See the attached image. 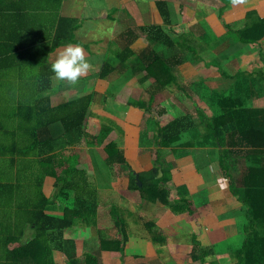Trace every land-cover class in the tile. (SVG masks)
<instances>
[{"label": "trees", "instance_id": "obj_1", "mask_svg": "<svg viewBox=\"0 0 264 264\" xmlns=\"http://www.w3.org/2000/svg\"><path fill=\"white\" fill-rule=\"evenodd\" d=\"M212 1L217 3V0ZM63 2L64 0H0V264H59L53 259L51 248L38 245L41 239H46L47 230L56 226L63 229L78 225L82 219L88 226L100 224V221L96 219L97 212L94 218L88 219L97 205V189L95 199L90 201L93 198L91 193L93 189L87 177L86 181L80 178L83 177L84 172L79 169H67V165L70 164L68 158H63L60 153L55 156L54 146L60 138H68L71 135H73L71 141L75 143L78 141L85 143L86 146H101L114 129L121 134L124 133L119 126L108 123H102L99 132L89 131L91 103L95 96L98 100H103L101 97L104 98L105 95H98L92 91L76 100L50 109V96H40L41 90H35L29 82H26L24 87L29 89V93L24 94L22 90L21 80L26 78L25 76L34 77L40 84L45 78H51L54 75L51 72L53 63L51 55L58 48L75 44L85 46L90 51V45L76 37L75 30L79 27L76 20L60 16ZM216 3L213 6H216ZM156 5L164 25L138 27L136 24V27L132 28L127 21L135 15L127 11L128 17L124 22L127 30L122 35L129 36L128 40L131 42L141 35L157 38L158 32L164 37L165 50L173 49L177 44L181 45L174 51L175 57L164 53L165 50L164 52L157 50L154 46L145 47L139 54H136L129 45L125 49L114 48V50L110 47L106 55L108 57L104 59L103 66L97 74L102 80H107L120 65L127 63L125 66L139 77L138 81L141 83L153 77L163 82L161 79L163 76L167 79L166 83L168 79L176 82L177 74L174 68L177 65L174 61L179 60L178 63L181 64L189 60V56L183 52L187 54L193 52L194 56H192L195 57L197 49L190 45L186 33H177L176 37L172 36L175 29L169 1L157 0ZM121 7L119 10L122 11ZM240 19L239 24H228L234 32L238 33V35L235 33L236 39L253 45L261 44L264 38V18H261L253 9L247 11L245 17ZM198 29L201 30L202 25H199ZM203 29L207 34L205 27ZM205 34L202 35L206 37ZM232 46L233 43L230 47L233 48ZM261 58L264 64L263 52H261ZM242 76L245 78V84L256 85L262 81L264 94V68L242 69L235 77ZM16 84L21 89L20 94L22 93L23 97L17 103L11 104L10 93L13 89H18ZM245 84L239 89L243 87V92H249V86ZM16 94L19 96L18 92ZM119 98L120 96H117L116 100ZM152 100L153 96L150 102ZM226 100L227 107L220 116L210 119L203 114L201 121L205 124V134L212 136V140H216L220 147V167L229 180L231 197L241 201L246 210L248 219L245 227L246 238L242 247L231 254L236 259L233 264H264V107L248 106L242 96L241 98L228 96ZM138 102L141 107L147 106L145 100ZM75 103L77 107L70 109L69 105ZM193 118L192 115L172 118L165 114V120H162V123L157 122L153 117L147 118L150 122H152L150 119H154L158 127H156L157 147L147 150L158 165L150 171L139 173L133 171L129 187L125 189L126 194L121 195V198L132 200L144 210L150 209L152 203H163L174 214L184 216L187 224L204 214L205 211L192 200L187 186L174 187L170 183L175 162L161 151L170 149L174 155H185H179L178 149L171 145L178 142L181 133L194 128L196 122ZM192 137V141H186L185 145L195 146L197 140L194 136ZM119 142L113 140L106 144L105 151L108 156L105 161L108 165L120 163L122 167L131 170L130 161L125 156V149L121 148V140ZM206 144L205 141L201 143L202 146ZM54 157L57 167H54V162L51 163L52 165L49 163V159ZM61 158L63 161L59 163ZM249 160L250 164H248ZM160 167L163 175L158 177ZM67 170L74 174V182H68L65 185L68 191L65 187L62 191L59 177L64 181ZM55 176L57 180L53 184L51 178ZM79 179L84 181L83 186L79 185ZM138 179L142 185H139ZM54 185L55 189L57 188V197L63 196L61 203H65L61 205L60 210H57L56 203L60 201L54 200L46 193L47 187L53 188ZM110 204L112 205L109 209L110 220L100 229L98 228V238L100 242H111L120 246L122 249L119 248L118 252L125 251L127 241L133 235V232L131 234L129 231V223L125 218L127 207H121L120 204L116 203V205L112 202ZM146 225L148 230L152 231L157 227V222L149 221ZM34 226L36 237L32 240H23V237L27 235V228ZM152 234H155L152 237L155 243L165 244V235L158 231H153ZM20 237L21 244L18 241ZM191 243L192 248L188 252L191 263L206 264L216 254L213 247H204L196 234H192ZM106 251H113L109 256L114 254L112 248ZM122 253L121 255L124 256L125 253ZM117 254L115 251V255ZM85 261L86 264L101 263L98 257L91 254L86 255ZM211 262L218 264L215 261ZM77 263L78 261L73 259L68 264Z\"/></svg>", "mask_w": 264, "mask_h": 264}, {"label": "crops", "instance_id": "obj_2", "mask_svg": "<svg viewBox=\"0 0 264 264\" xmlns=\"http://www.w3.org/2000/svg\"><path fill=\"white\" fill-rule=\"evenodd\" d=\"M202 1H203V5L206 4V5H209V7L206 6V10H205L206 13L203 12L201 16L194 15L200 18L197 19V22H195V24H197V28L190 30L192 32L191 37L194 38L190 40L191 45L194 46L198 50V53H196L195 55V57L197 58V61H195L196 58L193 57L192 55L189 56L191 57L189 58V60H186L185 62L181 64L178 63L179 60L177 61L175 60L174 62H176V65H177L176 68L174 69L175 73L177 74L176 82H171L168 79V83H166L167 79H164L165 76L161 78L163 82L158 81L154 77L148 79L144 83H141L140 81H138V83L141 86L146 84L144 88L147 90H150L151 88H153V95L156 96V99L157 98L159 99V106L156 107L152 103V106H151L152 109L149 107L150 106L149 103H151L150 98L153 95H150L151 90L148 91L147 93L149 97L147 99L143 98V96L140 97L141 101L142 100L147 101V104H146L147 106H144V107L142 106L141 108L137 107V111L135 113H132V110H130V116L128 119L131 123H126L123 125L125 126V127H122L124 133L121 134L116 129H114L111 132V133H114L116 136L121 137V143H122L121 145H124V147L121 146V148L125 149L124 150L125 156L127 157V159H129L131 168L136 173L143 172V171H150L153 167L158 165L156 164V162L154 161V159L148 153L147 150H149L150 148L157 147L158 141L155 140V136L157 135L158 127L155 128L152 124L156 125L155 120H157V122L159 123H162L163 122L162 120H165V114L171 116L172 118L176 116L181 117V116H186V115H190V116L192 115V117H194L193 119L195 120V118L197 119L198 117L197 112H203L207 118L214 119L220 116L224 108L227 107L226 97L228 96H232V97L237 96L238 98H241L242 96L247 101L246 105L248 106L250 105L253 107H264V94H263V88H262L263 87L262 81L258 82V84L256 85L245 84L244 83L245 78H243V76L235 77L237 73L230 74L227 70L223 69L224 75H221V72H219L218 70L217 72L216 70L212 71L214 68L219 67L218 64L223 65L225 61L229 60L230 58L237 55L238 53L243 54L244 50L247 51L246 49H250V53H248L247 56H249V54H256V53L260 54L264 50V38L261 40V44L256 45V46H254L253 44H242L241 43L238 45V48L234 44L232 46L233 48H231L229 45L225 47L223 50H221V47L220 48L217 47L218 45L216 46L214 45L213 47H211L212 42H219L221 41L220 38L223 40L224 36L228 35L227 32H224L225 28L222 23L225 21V24L228 25V23L233 20V19H229L228 17L234 14V12H237L239 14V17L243 18L245 17L247 11L254 9L261 18H264V0H230V5L228 2L229 0H227L226 1V3L228 4L227 6L225 4L219 5L218 2L216 3V1H212V0H202ZM81 2L82 1L80 0H64L60 16L70 17L72 20H76V23H78L79 25V27L75 30L76 37L81 40L88 41L89 36H85V34L84 36L79 35L78 30H80V28L83 27L84 30L90 33V35L91 34L95 35V32L97 31L96 25L98 29L102 20L104 19L103 18L101 20L102 16L105 15V9L109 7L110 3L107 1L104 4V6L99 5L98 8H103L104 12L102 13V15L99 14V18H98V17H95L96 10L94 11V8H95L94 5H91L92 6L91 8H88V7L86 8L83 6V4L81 5ZM91 2L95 3V1H91ZM214 3H216L215 4L216 6H213ZM231 6L232 8H230ZM77 9H80V11H78ZM223 12L226 13L227 18L224 17L225 13ZM89 15L93 17L91 16L89 17ZM182 18L183 19L180 20L179 23L176 24L174 22L175 30L177 27H179V25H185L187 21L191 19V18L187 19V17H184V16ZM198 23L199 25H202L201 30L198 29V26H199ZM164 24L165 23L163 20L156 26H161ZM204 27L206 29L207 34L204 33V29H203ZM168 33L171 34L170 32ZM174 33L175 32L172 33V36ZM202 34H205L206 37H204ZM156 35H157V38H151L145 35L146 38H149L148 46H151V47L154 46L156 47L157 50L164 52L165 50L164 46L166 45V44L164 45L163 43L164 37L160 35L158 32ZM143 36L144 35H141L139 38L131 42L128 40V42H130L129 47L132 49L133 44L139 41ZM176 36L177 34L175 33V36L173 37H176ZM96 37H97L95 39L96 41L102 42L104 40V37H100V36H96ZM42 38L43 37H41V39ZM98 44L99 43L94 42V44L90 45V48L91 47L93 48L94 46ZM67 45L58 48L57 51L52 53L51 55L52 62L56 60L58 53L62 51ZM82 47L84 49L86 57L88 56L87 58H90L89 56H91V52L88 51L89 49L86 48L85 46H82ZM241 47H244V48L241 49ZM205 50L211 52L214 57L216 56L215 60H216L218 67L215 66V62L209 59L208 61L206 59V57L203 55V51ZM134 52L136 53V51ZM183 53H185L186 55V52H183ZM94 54H95V51H93L92 55L95 56L96 54L95 55ZM171 56L173 58L175 57L174 54H172ZM177 56H178V53H177ZM104 57L105 56L101 58L102 59L101 65H100V59L98 60L97 64H99V66H103L102 64L104 61ZM117 64L120 65L118 62ZM184 64H185L186 69H183ZM242 66L244 67V70H250L246 68L244 63H242ZM192 67H193V71H191V74L193 72L203 73V72L212 71L205 79L209 83V87H207L205 84H202L201 81L197 83L193 75L191 74L188 75L189 70L192 69ZM126 68L130 69L129 67H126ZM219 68H222V67H219ZM232 68H229V70H231ZM129 72H132L133 74V71L131 69ZM178 75H182V76L179 77ZM222 76L231 77L238 81L233 83V85L228 90L219 94L215 91L214 87L216 85V81ZM52 77L53 75L51 76L49 80L41 82L40 84H38L37 82H29L31 85H33V88L41 90L39 91L40 96H45V95L50 96V103H49L50 109L52 107H57L61 104H64L65 102H69L70 100H72L70 98H66V99L62 98V100H59V101L54 100L49 90L57 89V85H55L57 81H54ZM97 77H95V79L96 78L97 79L95 80L96 88H94V91L98 93V95L100 94L105 95L106 94L105 90L107 88L110 89V87L107 86L106 83H104V81L98 75ZM136 77L139 78L138 76ZM187 80H191V85H188ZM164 84L165 85L167 84V85L165 86ZM244 84L249 86V89H250L249 92H243L242 91L243 87L239 89L241 85L244 86ZM21 86L26 87V82H23ZM99 86L103 87V90L101 92L98 91ZM203 86L209 89L205 93V94H209V98L205 102L200 99V96L195 95L196 93L193 92V88H194V91H196V90H199V87L202 88ZM84 87L86 86L79 87L78 95L87 94L85 91H83ZM91 88H93V84L91 85ZM118 95H121V94H118ZM129 96L130 97L128 99L136 98L134 94H131ZM112 98L114 100L117 99V97L115 96H112ZM94 99L95 100L92 101L94 102L92 109L90 106V118L88 122L90 124L89 128L96 127L98 124L94 120V117L96 118L97 121H100L101 116L105 114V111L102 108V104L105 103L104 98L103 100H100V99L97 100L95 96ZM116 101H119V99ZM43 104L45 105L44 102ZM45 111H47V109ZM149 117H153L155 118V120L150 119L152 121L150 122L147 120V118ZM107 123L109 125L111 124L117 125V127L121 126V124L116 119H113L112 121H107L106 124ZM203 128L206 129L205 126ZM111 133L109 134V136L111 135ZM203 134L206 135L205 133ZM194 135L195 134L191 131H185L181 133V137L178 140V142L176 144H172L171 147L175 146L178 149L177 152L180 153V150L182 149V147L188 142V140L192 141L193 139L192 136ZM72 136L73 135H71V137ZM107 139L105 143L101 146H86L85 143L82 142V145H79L80 146L79 147L76 144L81 143V142L75 143L74 141H71L70 142L71 144L68 147V157H66L68 158V161L70 163L69 165H67V169L73 168V169H79V170L80 169L87 170V167L89 165L92 164L94 167V164H95V166H97L101 170V174H102V171L105 168V166L107 167L109 166L108 164H105L106 163L105 159L108 156V154L105 151V146L109 142L107 141ZM213 141L214 140L209 138L208 141L205 142L208 144H206L204 148L196 149L195 147H192L191 152H188L187 155H182L180 157H176L177 154L174 155L170 149L161 148L163 149L161 151H162V154H164L165 152V156L175 162V165L171 172L172 174H171L170 183H172L173 186H180V185L187 186V188L190 191V196L192 200L195 203H197V205L201 209H203L205 212L207 210L209 211V213L204 212V214H202L200 218L193 220L191 223H189V226L191 227V229L195 230V231L191 230L190 232H192V234L197 235V238L202 243V245L204 247L211 246L215 249L216 254L213 257H211L206 264H214L211 261H215L218 264H233L236 261V259H234L231 254L235 252L236 250L240 249L244 243V240L246 238L245 227L248 222V219H247L246 210L244 208L243 203L241 201L234 200L231 197V193L229 192V180L223 174L221 167H220V151H219L220 147L218 146L216 142H215L216 143L215 145ZM200 142L202 143V141ZM140 146L142 147L144 146V151L147 152L146 157L142 155L143 151L140 150L139 148ZM158 146L160 148V145ZM211 146L214 147V150L211 149L212 148ZM62 148L63 147L54 148L55 156L56 154H59L62 151ZM208 149H211L212 152H209V151L207 153L204 152V151H207ZM79 150H82L86 153V156L84 155L83 157L85 160L82 161L80 158H77V161L75 163L72 157L76 153H78ZM197 151H200L199 152L200 156L205 157L207 159H208L207 156L209 155V161L207 162L208 164H210L209 169L197 163ZM72 153H73V156H72ZM138 153L140 154L138 155ZM53 162H54V167H57L58 164H55V157L54 159H49L50 165H52L51 163ZM250 163L251 161L249 160L248 164ZM116 164L121 166L120 163H116ZM197 164L199 165V168ZM127 170H128V172L126 171L127 175L125 176H123L122 174L120 175L123 182L119 186H124V189L129 187L130 177H131L130 170L129 169ZM66 172L72 174L71 181L74 182V174L68 170ZM87 173H88L87 171L83 173L82 178H84L85 181H86ZM162 175H163V171L160 167L158 177H161ZM56 180L57 179L54 177L51 178V181L53 184L56 183ZM71 181H67L66 184H68V182L70 183ZM140 182L141 181L138 179L139 185H142V182L141 184ZM46 193L50 195L52 198H56L54 194L55 185L53 188L48 186L46 189ZM56 199L60 201V202H56L57 204H62V205L65 204V203H61L63 202L62 200L63 196H61L60 198L57 197ZM65 201L67 203L66 199ZM134 206H136L138 211L140 210V211H145L149 213L151 212L154 213L158 211H154L152 208H155V207L161 208L164 206V204L160 202H158L157 204L152 203L150 205L151 208L148 210L139 209L138 204H135ZM140 217H144V216H140ZM142 220L140 219V221ZM150 221H156V220H150ZM127 222H129L128 219H127ZM148 222L149 221L143 223V226L146 227L147 231H149L146 225ZM80 224H83V223H79L78 225ZM83 226L93 227V225L88 226L87 224L85 225L83 224ZM157 227H158V224H157ZM153 231H159V230L153 229L150 232L153 233ZM75 232L76 230H73L72 227L63 228V231L60 232L59 227L56 226L52 228L51 230L50 229L47 230L48 235L46 239L45 240L41 239L38 245L39 246L45 245L46 247L51 248L53 259L58 263L61 261L65 262L68 260L72 261L73 259H76L78 261L77 264H86V261H85L86 255L91 254L100 259L101 261L100 264H162L161 258L154 259L157 255V252L155 251V248L152 245V243H149L147 240L144 239L145 238L144 236H141L140 238L130 237L129 240L127 241L125 251L121 250L118 252L119 248L122 249L120 246H118L119 248L114 250V254L112 256L111 255L109 256V254H111L113 251H106V249L112 248L111 242L103 243L99 241L100 242L99 243L98 242L99 238H96V239L94 238L96 248L87 250L89 252H84V253L79 252L83 247V240H80V239L78 241L72 240L75 237ZM159 232L160 234L165 235L162 231H159ZM26 234L27 235L26 237H23V240L27 241L26 239H30V240L34 239L36 237L35 236L36 235L35 226L31 228H27ZM97 237H98V230H97ZM18 241H20V244H21V237L19 238ZM70 241H73L74 243H71ZM84 243H85V240H84ZM191 244L192 243L190 240V247H191ZM75 246L78 248V251H77L78 253L74 252ZM166 247L169 248L168 250L172 249V251L175 253L176 251L175 248H179L180 246L174 244L173 242H169L167 243ZM102 250L107 252L108 254H105ZM115 251H117L118 253L117 255H115ZM122 252L125 253L124 256L121 255L123 254ZM179 255L180 253L177 254V257H179ZM169 258L170 257L168 256V259ZM185 260H186L185 264H197V263H191L189 261L188 253H186L185 255ZM222 260H225V261H222ZM181 264H183L182 261H181Z\"/></svg>", "mask_w": 264, "mask_h": 264}, {"label": "rangeland", "instance_id": "obj_3", "mask_svg": "<svg viewBox=\"0 0 264 264\" xmlns=\"http://www.w3.org/2000/svg\"><path fill=\"white\" fill-rule=\"evenodd\" d=\"M80 1H82L81 5L83 4V6L86 8L87 7L91 8L92 7L91 5H94L95 6L94 11L96 10L95 11V17H98V18H99V14L102 15V13L104 12L103 8H98L99 5L104 6V4L108 1L111 6L109 5V7L107 9H105V15L102 16L101 20L103 18L104 19L102 20L98 29H97V25H96L97 31L95 32V35L94 34L90 35V33L88 31L84 30L83 27L80 28V30H78L79 35L84 36V34H85V36H89L88 41L83 40L84 43H87L89 45L94 44V42L99 43L98 45L94 46L93 48L92 47L90 48L91 56H89L90 58H88V59L90 60V62L92 64V69L85 76L81 77L80 81L75 85L70 84L67 81H64V82L57 81V83L55 84V85H57V89L49 90L51 96L56 101L62 100V98H65V99L70 98V99L74 100L78 97H81L83 94L78 95V92H79V87H82V86H86V87H84L83 91H85L87 94L94 91V88H96L95 87V84H96L95 80L98 78L97 74L101 70V66H99V64H97L98 60L100 59V65H101V63H102L101 58L103 56H105L104 59L108 57L106 55L108 54V50L110 47H112L113 49L114 48L125 49L128 45H130V42H128L129 36H123L122 35L127 30V26L124 25V22L127 19L126 17H128L127 11L129 12V14L135 15L131 20H129V18H128L129 21H127V24L132 28L136 27V24L138 25V27H140L141 25H157L163 21L161 15L159 13V10L157 8V5H156L157 0H124V1L123 0H80ZM91 1H95V3L93 2L94 3L93 4ZM168 1H169L170 7H171L172 12H173L174 22L179 23V21L183 19L182 18L183 16L187 17V19L191 18L189 21H187V23L185 25H179V27H177L174 32L176 34L177 33H179V34L186 33L188 35L189 40L194 39L191 37L192 32L190 30L197 28V24H195V22H197V19L200 18V17H198V16L196 17L194 15L201 16V14L203 12H205L206 6L209 7V5H206V4L203 5L202 0H168ZM217 2L218 3L220 2L219 5L226 4V0H217ZM228 2L230 5V0ZM120 7H121L122 11L119 10ZM230 8H232V6ZM77 10L80 11V9H77ZM223 13H225V12H223ZM90 16L91 15H89V17ZM226 16L227 15L225 13L224 17H226ZM91 17H93V16H91ZM228 18L233 19L231 22L228 23L229 25L230 24H239L241 22V19H240L239 14L237 12H234V14L230 15ZM192 23H194L195 25ZM189 24H191V25H189ZM222 24L224 25V28H225L224 32H227V33L229 32L228 35H225L223 40L220 38L221 41L212 42V44H211V47H213L214 45L215 46L218 45L217 47H219V48L221 47V50H223L225 47H227L229 45H232L233 41L236 40V34L238 35V33L234 32V30H232V27H229V26L227 27V24H225V21ZM175 33L173 34V36H175ZM96 36L104 37V40L102 42L96 41L95 40L97 38ZM185 38L187 39V37H184V39ZM189 43L191 45V41ZM148 44H149V38H146L144 35L139 41H137L136 43L133 44L132 49L134 51H136V53L139 54L140 52H142V50L146 46H148ZM177 47L180 48L181 45L177 44L175 46V48L168 49V51L166 49L164 53L172 55V54H174V51H176L178 49ZM257 48H259V47H257ZM246 50L247 51L244 50L243 54H239L238 56L235 55L232 58H230L229 60L225 61L223 63V65L218 64L219 67H222V71L220 68H214L212 71L216 70V72H217V70H218L219 72H221V75H224L223 69L227 70L230 74L231 73H233V74L238 73L240 70H242V69L244 70L242 63H244L246 68H248L250 70L251 69L253 70V69L264 68V64L261 60L262 59L261 53L260 54L259 53L249 54V56H247V54L250 53V49H246ZM93 51H95V54H96V55L94 54L95 56L92 55ZM196 51L198 53V50H196ZM262 52L264 54V50ZM186 55H188V56L193 55L194 56V53L192 52L191 54H187V52H186ZM203 55L206 57L207 60L209 59V60L216 63V60H215L216 56L214 57L211 52L205 50V51H203ZM241 55L242 56L244 55L243 58ZM189 58H191V57H189ZM126 64L127 63L120 66L116 72H114L113 74H111L107 78V80H105V81L103 80L104 83H106V85L110 87V89L107 88L105 90L106 91V94L104 96V102L105 103L102 104V108L104 109L105 114L101 116L100 121H97L96 118L94 117V120L98 124L96 127L89 128L90 132H94V133L99 132V129L101 128V122L105 124L107 121H112L113 119H116L121 124V126H120L121 128L125 127V126H123L124 124L131 123L128 119L130 116V110H132V113H135L137 111V107L141 108L140 102H138V101H141L140 97L143 96V98H146V99L149 97L147 92L152 90L153 88H151L150 90H147L144 88L146 84L141 86L138 83V78L136 76H134L132 74V72H129L130 69H127L125 67ZM185 64L183 65L184 68L182 67L183 69H186ZM229 68H232V69L229 70ZM191 71H193V67H192V69L189 70L188 75L191 74ZM212 71L203 72V73L193 72L191 75L194 76V79L196 80L197 83H199V81H201L202 84H205L207 87H209V83L205 79ZM178 76L181 77L182 75H178ZM25 77L26 78H23L21 80V82H36L34 77L32 78V76H30V77L25 76ZM95 77H97V78L95 79ZM49 78L50 77L45 78V80H43V81H47ZM236 81H238V80L233 79L231 77L222 76L216 81V85H215L214 89L217 93L220 94V93L228 90L233 85V83H235ZM187 83H188V85H191V80H187ZM92 84H93V88H91ZM3 85H5V84L3 83ZM160 85H161V83H160ZM16 86L18 89H13V92L10 93V103L11 104L17 103V101H19V99H21V97H23L22 93L20 94L21 89H19V86L17 84H16ZM22 88H23L22 90L24 91V94L29 93V89L24 88V87H22ZM35 90H37V89H35ZM102 90H103V87L99 86L98 91L101 92ZM208 90L209 89L205 88L204 86L202 88L199 87V90H196V91H194V88H193V92L196 93V94L195 93L194 94L200 96V99L203 100L204 102L209 98V94H205ZM17 92L19 93V96L16 94ZM72 94H74V95H72ZM87 94H84V95H87ZM118 94H121V95H118ZM131 94H134L136 96V98L135 99H133V98L128 99L130 97L129 95H131ZM152 94H153V92H150V95H152ZM112 96H115V97L120 96V98H119L120 100L116 101L112 98ZM101 98L103 99V97H101ZM33 99L34 98H32V100ZM72 100H70V101H72ZM93 100H95V99H93ZM123 100H125V101H123ZM152 103L156 107L159 106V99L158 98L156 99V96H154V95H153L152 102L149 103L150 108H151ZM93 105H94V102H92V104H91V109H92ZM76 107H77V103L69 105L70 109H75ZM203 114H204L203 112H201L199 114L198 118L195 119L196 123H195L194 128L190 130L191 132H193L195 134L194 138H195V140H197L195 146H193L196 149L205 147V146L201 145L200 141L207 142L209 138L212 139V136H210L209 134H206V135L203 134L206 132V130L203 129L205 124L201 120H199V119H201V116ZM152 125L155 128L157 127V125H154V124H152ZM156 137L157 136H155V140L157 141ZM113 140H115V141L117 140L119 142V140H121V137L116 136L114 133H111V135L108 137L107 141L110 142ZM214 141L216 142V140H214ZM70 142H71V136H69L68 138L62 137V138H60V140L57 143H55L54 147H56V148L57 147H63L62 151L60 152V155L63 158L68 157V147L70 145ZM119 144H120V142H119ZM76 145L77 146L82 145V142L78 143ZM121 146L124 147V145H121ZM211 147H212L211 149L214 150V147L213 146H211ZM139 148L141 151H143L142 155H144V157H146L147 152L144 151V146L143 147L140 146ZM191 149H192L191 146L185 145L180 150L179 155H181V154L186 155V153L192 151ZM211 149H208L207 151H204V152H206V153L208 151L212 152ZM100 151H101V149H100ZM141 151H140V153H141ZM199 152L200 151H197V163L199 165H203V167H207L209 169L210 164L207 163L209 161V155L207 156L208 157V159H207L205 157L200 156ZM140 153H138V155ZM84 155L86 156V153L82 150H79L78 153H76L74 156L72 153V156H73L72 158H73L74 162L76 163L77 158H80L82 161H84L85 160L83 158ZM176 157H180V156L176 155ZM63 158H61L59 163L63 161ZM101 159H102V157H101ZM105 164H107V163H105ZM198 164H197V166L199 168ZM82 171L88 172L87 173V180L93 189L91 192L93 195V198L90 199V201L95 199V190L97 189V191H96V195H97L96 196V203H97V205H95V210H93L90 213V216L88 219L94 218L95 217L94 214H95V212H97L96 213V219L98 221H100V224L96 225V226L93 225V227L83 226L85 221L82 219L80 221L83 224H80L78 226H72V229L76 230L75 237L72 240H74V241H76V240L78 241L79 239L83 240V247L79 252L84 253L87 250H91L93 248H96L94 238L95 239L98 238L97 237L98 228L100 229L101 226L105 225L108 222V220H110L109 209L112 208V205L110 204V202H112L113 204H116V203L120 204L121 207H127V212L125 211V218L129 220V222H128L129 227L128 228H129L130 233L131 234H132V232L134 233V235L131 237L132 238H134V237L140 238L141 236H144L145 240H147L149 243H152V245L155 248V251L157 252V255L154 259H157V258L160 259L161 258L162 264H171V262H172V264H181V261L183 262V264L186 263L185 255L192 248V244L190 247V240H191V235H192V232H190V231L193 229H191L189 224H187L184 216L174 214L165 205L161 208H157V207L153 208L154 211H158V212H154V213L153 212L149 213V212L140 211V210L138 211L136 206H134L135 205L134 202L128 200L127 198H124V199L121 198V195L123 196L126 194V190L124 189V186H119L123 182L120 175L121 174L123 176L127 175L126 171L128 172V170L126 167L119 166L118 164L109 165L108 167L105 166V168L103 169L102 174H101V170L97 166H95V164H94V167L91 164L87 167V170H82ZM121 171H123V172H121ZM130 172L131 173L133 172L132 168H131ZM80 178H82V176ZM65 179H68V177ZM59 180H60L59 184L61 185L60 188L62 189V191H64V187H65L67 181H65V180L62 181L61 177H59ZM79 185H81V186L84 185V181L82 179H79ZM57 196L58 195H55L56 198H57ZM61 207H62L61 204H58L57 210H60ZM138 208L142 209L140 207H138ZM119 212L122 214V212L120 210H119ZM92 214L94 215L93 217L91 216ZM139 215L144 216V220L140 221ZM150 220H156L158 227H156L154 229L162 231L165 234L166 240H167V242L165 241V244L155 243L153 238H152L155 234H152V232L147 231L146 227L143 226V223L150 221ZM85 224H87V222ZM193 231H195V230H193ZM84 240H85V243H84ZM70 242L74 243L73 241H70ZM98 242H99V239H98ZM169 242H173L174 244L180 246L179 248H175V250H176L175 253L172 251V249L168 250L169 248L166 247L167 243H169ZM178 242H179V244H178ZM111 245H112V249H114V250L119 248L118 245H116L115 243H111ZM77 251H78V248L75 246L74 252L78 253ZM178 253H180L179 257H177ZM168 256L170 257L169 259H168ZM222 261H225V260H222Z\"/></svg>", "mask_w": 264, "mask_h": 264}, {"label": "clouds", "instance_id": "obj_4", "mask_svg": "<svg viewBox=\"0 0 264 264\" xmlns=\"http://www.w3.org/2000/svg\"><path fill=\"white\" fill-rule=\"evenodd\" d=\"M241 43L249 44V43H244L242 41H239L237 39L233 41V44L237 48H238V45ZM242 48L244 47H241V49ZM239 54L241 53H238L237 56ZM91 69H92V64L90 60L86 57L83 47L80 45H73V44H68L62 51H60L58 53L56 60L51 64V72L54 74L52 79L54 81H59V82L67 81L73 85L77 84L80 81L81 77L85 76ZM197 114L199 116L200 113L197 112ZM65 177L66 178L68 177V179L66 180L64 179L65 181H71L72 174L66 172ZM55 178L57 177L55 176ZM65 188H66V191H68L67 187ZM56 190L57 188L55 189V193H54L55 195H56ZM79 223H82V222H79ZM73 226H77V225L75 224ZM69 227H72V226H69ZM59 231L61 232L63 231V229L59 228ZM85 252H89V251H85ZM69 262H71V260H68L65 262L61 261L59 262V264H68Z\"/></svg>", "mask_w": 264, "mask_h": 264}, {"label": "water", "instance_id": "obj_5", "mask_svg": "<svg viewBox=\"0 0 264 264\" xmlns=\"http://www.w3.org/2000/svg\"><path fill=\"white\" fill-rule=\"evenodd\" d=\"M160 175H161V173H160ZM140 184H141V182H140Z\"/></svg>", "mask_w": 264, "mask_h": 264}]
</instances>
